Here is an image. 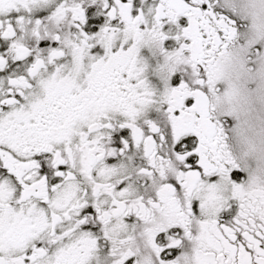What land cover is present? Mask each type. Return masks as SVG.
I'll use <instances>...</instances> for the list:
<instances>
[{"label": "snow or ice", "instance_id": "snow-or-ice-1", "mask_svg": "<svg viewBox=\"0 0 264 264\" xmlns=\"http://www.w3.org/2000/svg\"><path fill=\"white\" fill-rule=\"evenodd\" d=\"M264 0H0V264H264V177L209 97Z\"/></svg>", "mask_w": 264, "mask_h": 264}, {"label": "rangeland", "instance_id": "rangeland-1", "mask_svg": "<svg viewBox=\"0 0 264 264\" xmlns=\"http://www.w3.org/2000/svg\"><path fill=\"white\" fill-rule=\"evenodd\" d=\"M230 49L231 57L223 67L217 83L219 109L232 119L235 152L247 168L264 177V74L258 73L247 57L245 37L253 35L252 25Z\"/></svg>", "mask_w": 264, "mask_h": 264}, {"label": "flooded vegetation", "instance_id": "flooded-vegetation-1", "mask_svg": "<svg viewBox=\"0 0 264 264\" xmlns=\"http://www.w3.org/2000/svg\"><path fill=\"white\" fill-rule=\"evenodd\" d=\"M240 36V35H239ZM239 36H238V38H237V40L239 39ZM237 40H236V42H237ZM235 42V43H236ZM216 88H218V83H216ZM219 94V92L218 93H213L210 97H209V102H210V104H211V106H212V115H214L215 117H217V118H219V119H226V118H228V119H231V121H232V125H231V127H230V130H229V132H228V144H229V147H230V149H231V152H232V156H233V158H234V160L236 161V163L238 164V165H240L241 167H244V168H247V165L244 163V160L242 159V158H238L237 157V155H236V152H235V149H234V146H235V140H234V136H233V129H232V127H233V124H234V120H235V118L234 119H232L231 117H230V115L228 114V113H226V111H224V110H221V109H219V107H218V105H217V101H216V96ZM252 173H253V176L254 177H260L256 172H254V171H252Z\"/></svg>", "mask_w": 264, "mask_h": 264}]
</instances>
